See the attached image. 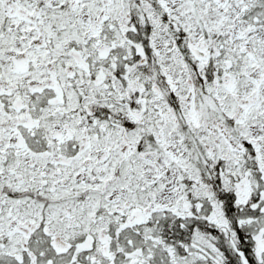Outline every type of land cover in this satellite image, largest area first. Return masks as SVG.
Instances as JSON below:
<instances>
[{
    "label": "snow or ice",
    "instance_id": "6c2138e0",
    "mask_svg": "<svg viewBox=\"0 0 264 264\" xmlns=\"http://www.w3.org/2000/svg\"><path fill=\"white\" fill-rule=\"evenodd\" d=\"M0 264H264V0H0Z\"/></svg>",
    "mask_w": 264,
    "mask_h": 264
}]
</instances>
